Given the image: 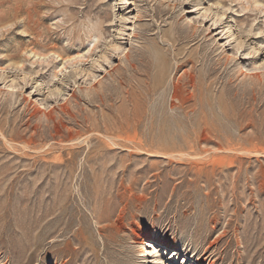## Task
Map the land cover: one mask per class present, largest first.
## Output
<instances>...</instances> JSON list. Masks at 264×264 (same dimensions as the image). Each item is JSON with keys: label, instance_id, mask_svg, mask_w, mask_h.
<instances>
[{"label": "rangeland", "instance_id": "rangeland-1", "mask_svg": "<svg viewBox=\"0 0 264 264\" xmlns=\"http://www.w3.org/2000/svg\"><path fill=\"white\" fill-rule=\"evenodd\" d=\"M0 264H264V0H0Z\"/></svg>", "mask_w": 264, "mask_h": 264}, {"label": "bare ground", "instance_id": "bare-ground-1", "mask_svg": "<svg viewBox=\"0 0 264 264\" xmlns=\"http://www.w3.org/2000/svg\"><path fill=\"white\" fill-rule=\"evenodd\" d=\"M244 53H246V54H244ZM249 52H247V51H244V52H239V51H237V52H235L233 55V58L232 59H230V61L231 62H234V61H237V60H241V58H245V57H247V56H249V54H248ZM243 72V71H242ZM175 96V95H174ZM154 241H148L147 242V246L146 247H153L155 244L153 243ZM141 243L142 244H144V242L143 241H141ZM153 243V244H152ZM164 247H166L165 245H164ZM147 249H144L143 250V255L145 256V255H147Z\"/></svg>", "mask_w": 264, "mask_h": 264}]
</instances>
